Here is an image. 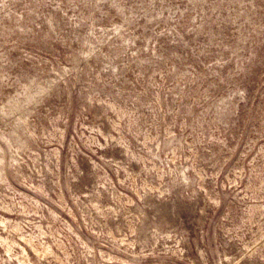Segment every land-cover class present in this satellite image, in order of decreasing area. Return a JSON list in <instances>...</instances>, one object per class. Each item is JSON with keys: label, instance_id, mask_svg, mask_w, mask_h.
<instances>
[{"label": "rangeland", "instance_id": "1", "mask_svg": "<svg viewBox=\"0 0 264 264\" xmlns=\"http://www.w3.org/2000/svg\"><path fill=\"white\" fill-rule=\"evenodd\" d=\"M0 264H264V0H0Z\"/></svg>", "mask_w": 264, "mask_h": 264}]
</instances>
